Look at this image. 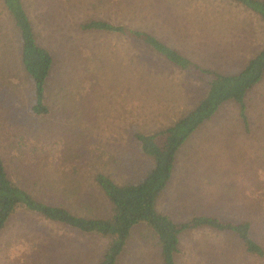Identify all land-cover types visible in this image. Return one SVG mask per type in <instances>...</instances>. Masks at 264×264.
Segmentation results:
<instances>
[{"label":"rangeland","instance_id":"rangeland-1","mask_svg":"<svg viewBox=\"0 0 264 264\" xmlns=\"http://www.w3.org/2000/svg\"><path fill=\"white\" fill-rule=\"evenodd\" d=\"M22 0L37 41L53 59L47 113L32 111V82L17 60L0 0V158L8 176L36 201L82 217L111 205L94 181L136 180L151 165L134 133L172 123L204 85L116 33L83 30L91 19L144 29L201 64L225 72L264 44V23L226 0ZM153 5L154 8L151 6ZM151 10L163 11L158 17ZM246 125L223 103L177 153L158 209L179 221L206 214L250 222L264 250V77L246 95ZM135 227L116 264H161L159 248ZM109 238L83 233L18 208L0 230V264H95ZM177 264H264L238 237L208 228L180 236Z\"/></svg>","mask_w":264,"mask_h":264},{"label":"trees","instance_id":"trees-1","mask_svg":"<svg viewBox=\"0 0 264 264\" xmlns=\"http://www.w3.org/2000/svg\"><path fill=\"white\" fill-rule=\"evenodd\" d=\"M171 2L172 0L163 1L166 6H170ZM226 2L248 15L256 16L264 23V0ZM2 4L10 26L8 33L2 36H10V41L16 43L18 64L32 82L34 103L31 109L35 114H46V85L52 68V55L37 41L22 0H2ZM151 7L154 8L153 5ZM162 13L159 10L148 12L152 17H158ZM80 27L87 31L116 33L141 45L195 81L201 82L205 88L204 93L191 108L169 125L148 133H134L141 152L151 160V165L142 177L117 183L103 173L96 175L94 181L111 205L110 214L106 217L76 216L63 207L36 201L10 179L0 158V230L18 208L35 211L48 220L60 222L80 232L109 238L107 248L95 264H116L133 229L139 225H144L147 231L143 234V239L153 240L157 244L161 264H177L180 236L204 228L234 234L248 254L263 256L264 250L252 238L250 222L247 220L229 221L197 214L177 221L160 211L158 204L173 180L179 149L223 103L235 102L239 118L246 125V95L264 77V44L242 62L238 71L230 73L218 66L190 59L148 30L115 25L100 19L83 22Z\"/></svg>","mask_w":264,"mask_h":264}]
</instances>
